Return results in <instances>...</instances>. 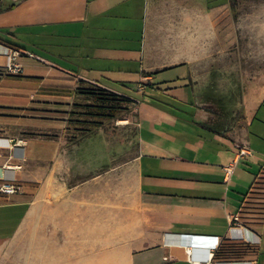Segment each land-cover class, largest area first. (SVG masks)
<instances>
[{"label": "crops", "instance_id": "crops-1", "mask_svg": "<svg viewBox=\"0 0 264 264\" xmlns=\"http://www.w3.org/2000/svg\"><path fill=\"white\" fill-rule=\"evenodd\" d=\"M5 1L0 38L18 47L0 40V183L19 189L0 193V264H195L188 249L202 246L167 233L218 236L205 264H264V127L250 131L264 95L227 126L222 90L191 113L144 92L227 82L230 46L264 40V0ZM26 36L59 42L37 57ZM11 48L19 76L6 75ZM79 78L134 113L70 139L72 97L39 88Z\"/></svg>", "mask_w": 264, "mask_h": 264}, {"label": "rangeland", "instance_id": "rangeland-1", "mask_svg": "<svg viewBox=\"0 0 264 264\" xmlns=\"http://www.w3.org/2000/svg\"><path fill=\"white\" fill-rule=\"evenodd\" d=\"M235 9L236 3H233ZM234 21V20H230ZM32 41H34L32 43ZM56 42H59V39H52L51 42L45 36H40L36 38L29 39L28 36L24 38L23 45L28 53H32V56H41L49 58L48 52L46 49L49 46H55ZM238 45V46H237ZM57 46V45H56ZM59 46V44H58ZM258 46V45H256ZM252 49L249 38L245 36V41L243 44L236 43L230 46L229 49V58H230V67H229V76L227 78V82L214 84V89H208L205 91L204 88L201 89V86H196L195 88H191L187 85L177 82H159L154 84L156 87L162 88L161 90H157L155 88H151L148 86L144 91L146 95H149L151 100L150 103H154L155 101L160 102L161 104H166V106H170L168 103H171L172 107L180 108L183 112L191 113L194 110L195 103L201 99L203 94H212L216 97V95H220L222 91L224 94L223 103L227 107L228 115H222L221 117L224 119L225 125H236L237 123L243 122V113L245 109L249 106V101L245 96L251 93H257L264 95V87L262 86L264 83V40L260 43V48L256 47ZM59 48V47H57ZM256 48H259L258 50ZM20 52V51H19ZM20 55V53H19ZM55 61L60 63L61 60L57 58ZM14 62H16L14 60ZM17 63V62H16ZM18 64V63H17ZM20 67V66H19ZM6 72L19 74V72L8 71L5 67ZM183 79V78H182ZM183 81V80H182ZM130 85V84H127ZM222 90V91H221ZM130 93L138 96L140 93L135 90L132 86L129 88ZM154 92L156 94H160V96H156L155 98L151 96L150 92ZM138 93V94H137ZM179 95L183 96V103H179L177 98L174 96ZM153 97V98H152ZM221 100V101H222ZM147 101V100H146ZM149 103V104H150ZM217 104V102H216ZM148 105V104H147ZM219 105V103H218ZM149 106V105H148ZM134 105H131V108L127 114L134 113L133 111ZM264 108V107H263ZM264 109H261L256 118L253 120L252 125L250 126V131H254L257 127H264ZM186 116L188 120L192 119V114L183 115ZM117 122H124L122 120H118Z\"/></svg>", "mask_w": 264, "mask_h": 264}, {"label": "trees", "instance_id": "trees-1", "mask_svg": "<svg viewBox=\"0 0 264 264\" xmlns=\"http://www.w3.org/2000/svg\"><path fill=\"white\" fill-rule=\"evenodd\" d=\"M14 5V1L0 0V12L11 9ZM0 40L18 47L2 38ZM6 75L19 76L20 74L7 72ZM39 90L42 93L72 97L65 121V129L70 139L91 132L109 121L126 118L134 103V99L128 96L80 78L72 84H43ZM215 257L216 252L213 254V258Z\"/></svg>", "mask_w": 264, "mask_h": 264}, {"label": "built area", "instance_id": "built-area-1", "mask_svg": "<svg viewBox=\"0 0 264 264\" xmlns=\"http://www.w3.org/2000/svg\"><path fill=\"white\" fill-rule=\"evenodd\" d=\"M19 50L15 49V48H11L8 50V53H6V63H5V67L8 71H13V72H19L20 71V67L19 65L14 62L15 58L19 55ZM118 121V120H117ZM239 154H244L247 153V151L243 148H240ZM232 170V165H226L224 166V174L226 176H228L231 173ZM19 189V186L15 184V182H3L0 183V193L8 195V194H12L15 191H17ZM237 217H234V220H236ZM179 233H167L166 237L167 238H172V239H177L179 244H183L182 239L180 238ZM201 237V241L203 242V244L205 243V247L202 246L200 247L198 250H196L195 254H191L188 250V253L190 254V260L192 262H194L195 264H205L204 263V259H206V256L204 257L205 251L204 249L207 251L210 249H215L217 248L218 245V236H209V235H199ZM209 254V253H208ZM195 256H199L200 260H196ZM203 256V257H202Z\"/></svg>", "mask_w": 264, "mask_h": 264}, {"label": "water", "instance_id": "water-1", "mask_svg": "<svg viewBox=\"0 0 264 264\" xmlns=\"http://www.w3.org/2000/svg\"><path fill=\"white\" fill-rule=\"evenodd\" d=\"M180 238L183 241V244L189 246H198L200 244L201 237L198 235H191V234H181Z\"/></svg>", "mask_w": 264, "mask_h": 264}, {"label": "bare ground", "instance_id": "bare-ground-1", "mask_svg": "<svg viewBox=\"0 0 264 264\" xmlns=\"http://www.w3.org/2000/svg\"><path fill=\"white\" fill-rule=\"evenodd\" d=\"M199 246H206L205 245V243L203 244V242H200V245ZM198 248H191V247H189V252L191 253V254H195V252H196V250H197ZM205 250V249H204ZM203 257V256H202ZM205 257V256H204ZM195 258H196V260H200V259H202V258H200L199 256H195Z\"/></svg>", "mask_w": 264, "mask_h": 264}]
</instances>
